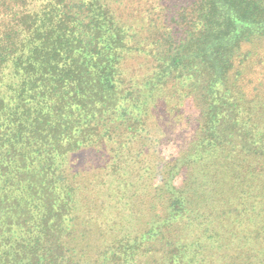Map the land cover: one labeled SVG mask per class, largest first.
<instances>
[{"label":"trees","instance_id":"obj_1","mask_svg":"<svg viewBox=\"0 0 264 264\" xmlns=\"http://www.w3.org/2000/svg\"><path fill=\"white\" fill-rule=\"evenodd\" d=\"M169 1L0 0V264H264V105L250 71L264 0H191L170 19ZM141 53L148 72L128 74ZM190 97L194 198L166 182L160 204L205 221L167 235L171 212L137 232L113 181L95 214L69 154L110 144L136 163L150 150H129L151 138L157 104L178 113Z\"/></svg>","mask_w":264,"mask_h":264},{"label":"rangeland","instance_id":"obj_2","mask_svg":"<svg viewBox=\"0 0 264 264\" xmlns=\"http://www.w3.org/2000/svg\"><path fill=\"white\" fill-rule=\"evenodd\" d=\"M190 1L170 0L166 11L169 19L175 11L178 12L181 6L187 5ZM256 48L257 60L252 62L253 68L250 71H252L251 73L255 76L256 81H258L256 82L257 84L253 85L255 86L253 89H256L257 85L261 83L258 89L251 94L254 95L256 92L260 94L257 97L259 103H255L257 105L256 112H258L259 108L261 109V106L264 105V42L251 47L254 52ZM150 65V57L148 58L142 53L132 54L131 58L128 59L126 72L129 74V72L134 71L137 75L142 76L146 74V70L148 72ZM254 76L252 77L254 78ZM179 110L178 113L177 111L167 112L164 105L160 102L157 104L154 117L152 118V122L157 128L153 131L150 138L151 141L147 137L138 140L139 142L135 140L133 142L136 144L132 145L129 150L130 155H136V151H143V149L145 151L147 149L150 150L147 155L140 157L136 163L134 161L132 163L127 162L126 160L129 158L125 154L118 157L117 152L111 149L110 144L109 147L104 145L87 147L69 154L67 168H69L72 175L78 177L77 181L81 186L85 185L88 187L91 199L96 200L95 214L99 213L102 200L107 204L109 191L107 187L102 185L103 181L109 183L113 181L112 187H117V183L121 185L119 187L121 189V215L124 213L126 219H129V217L131 219L132 217L134 219L139 218L136 221L135 230L137 232H140L141 229L143 230L142 232L146 229L149 230V226L151 227L152 225L154 230H157V223H162L165 219H172L173 214H176L173 219L174 222L170 226L165 225L168 228L163 227V224L160 226V230L162 229L163 233L167 235H169L170 231H177L182 227L186 230L187 228L191 229L190 223L196 217H199V221H205V216L201 218V211H197L195 208L191 212L189 210L186 214L184 212L185 216L180 218L179 213L174 212V210L171 211L173 214L169 210L166 212L163 204H160L162 202L160 196L162 199L165 197L166 182L170 183L169 189L171 193L175 189L182 191L181 197L186 199V201L189 198L192 199L197 187V182H194L193 179L195 173L193 159L196 156H192L194 154V148L192 147L201 135L199 129L201 125L200 109L197 107V102L193 97H190L183 102ZM261 120L257 121V123L264 127V120ZM144 144L147 146L146 148L143 146ZM251 147L254 148L255 146L251 144ZM258 147L262 148L261 144H258ZM121 156H123L122 160ZM198 198L201 202L204 200L202 195ZM103 213L105 223L107 220L109 222L107 225L105 223L101 225L102 229L105 230L109 225H112V222L114 223L113 220L117 215V211L113 210L109 213L107 210L103 211ZM160 219H162L161 222ZM151 220L155 224L147 225V222ZM128 229L127 227L126 230L128 231ZM161 243L162 241L160 243L157 242L158 248L161 247ZM190 252L191 250L189 249L188 254ZM153 255L158 257L160 254L155 252ZM154 264L156 263L154 262Z\"/></svg>","mask_w":264,"mask_h":264}]
</instances>
